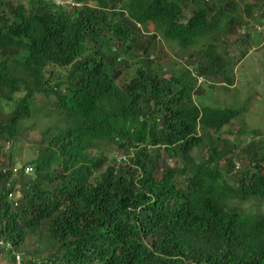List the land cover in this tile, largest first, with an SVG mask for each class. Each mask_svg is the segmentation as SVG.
Returning <instances> with one entry per match:
<instances>
[{"label":"trees","instance_id":"obj_1","mask_svg":"<svg viewBox=\"0 0 264 264\" xmlns=\"http://www.w3.org/2000/svg\"><path fill=\"white\" fill-rule=\"evenodd\" d=\"M71 1L80 5L0 0L2 255L264 264V136L241 121L239 136L222 137L243 109L197 102L207 81L235 84L229 47L248 46L239 29L264 10L254 15L250 0ZM150 23L159 28L145 31ZM161 38L175 54L166 64L156 63ZM36 127V158L13 169L4 144ZM105 149L126 159L107 163ZM26 166L34 176L17 184ZM31 236L43 242L32 251Z\"/></svg>","mask_w":264,"mask_h":264},{"label":"rangeland","instance_id":"obj_2","mask_svg":"<svg viewBox=\"0 0 264 264\" xmlns=\"http://www.w3.org/2000/svg\"><path fill=\"white\" fill-rule=\"evenodd\" d=\"M63 1V0H58ZM255 3L254 5V15H261V12L264 10V0H250ZM68 8L69 5H66ZM251 21V19H249ZM159 28L154 23L144 26L145 31L153 32ZM244 27L239 29V34L243 38L247 39V45L234 43L229 47L230 56L234 63V85L233 86H219L214 85L213 88H210V83L213 82L207 81L204 85L205 94L199 99H197L198 104H212L221 107H232L243 109V113L239 115L238 119L232 121L229 126L223 128L221 136L233 139L237 135V131L242 128L241 121L246 123V126L249 130L257 129L264 136V46H258L261 44L259 41V36L253 26H246L244 32L242 31ZM250 34V37L247 36ZM160 46H163L167 55L165 57H160V64L168 63L169 59L174 57V51L169 44L159 39ZM176 49V48H175ZM245 49L249 50V53L243 57L242 52ZM132 78V72L128 75L127 79ZM164 80L169 79V74L166 77H163ZM56 116L53 114L51 117L52 120H55ZM36 123L42 121L33 119ZM50 122V123H51ZM231 130L233 132H231ZM231 132V133H230ZM250 131L247 136H241L240 139L242 142L244 140H250ZM239 136V135H237ZM41 132L39 128H29L24 133L20 134L14 143L9 142L4 144V152L7 154H12L14 160L16 161L15 168L30 162L33 158L37 156V149L40 146ZM207 139V137H206ZM107 155L109 156L108 162H114L115 159H120V155L114 149H105ZM197 150L195 151V153ZM7 160L1 162L0 168H4ZM167 162L171 165H175V159L167 157ZM239 169H244L245 164L239 163ZM238 169V170H239ZM25 176V178H23ZM31 176H34V171L31 175H22L17 176V184H22L21 181H27ZM260 210H263L260 207ZM38 245H43V242L38 241V237L31 236L25 246V249L34 250V247ZM0 264H19L12 263L5 258L4 255L0 252Z\"/></svg>","mask_w":264,"mask_h":264},{"label":"clouds","instance_id":"obj_3","mask_svg":"<svg viewBox=\"0 0 264 264\" xmlns=\"http://www.w3.org/2000/svg\"><path fill=\"white\" fill-rule=\"evenodd\" d=\"M56 2L58 3V5H62V6H66V5H69V7L68 8H73V6H79L80 5V3H75V2H72L71 0H63V1H58V0H56ZM262 21H264V19L262 20ZM261 21V22H262ZM251 22H252V24L254 23V24H259V23H261V22H257V21H255V20H251ZM249 23H250V21H248V25H245L244 26V28H246V26H253V28H254V25H249ZM243 28V29H244ZM258 34V33H257ZM258 38H259V41H261V44L260 45H258V46H264V41L262 40V38H261V36L258 34ZM199 77H203V76H197V78H199ZM204 79H203V81H201V82H199V79H198V83L199 84H202L204 81H205V77H203ZM120 159H115L114 160V162L116 161V162H120L122 159H126V156H123V155H120ZM108 158H109V156H108ZM239 166V165H238ZM237 166V167H238ZM22 167V166H21ZM20 168V167H19ZM32 171H33V168L31 167V166H26L25 167V169H24V173H25V175H31L32 174ZM20 260H21V258L19 257V256H17V261L18 262H20Z\"/></svg>","mask_w":264,"mask_h":264},{"label":"built area","instance_id":"obj_4","mask_svg":"<svg viewBox=\"0 0 264 264\" xmlns=\"http://www.w3.org/2000/svg\"><path fill=\"white\" fill-rule=\"evenodd\" d=\"M248 21H250V20H248ZM251 24H252V22L250 21L249 25H251ZM252 25H254L255 31L261 36L262 40L264 41V21H262L259 24L253 23ZM242 31L244 32V29H242ZM198 79H199V82H201V81H203L204 78L199 77Z\"/></svg>","mask_w":264,"mask_h":264}]
</instances>
